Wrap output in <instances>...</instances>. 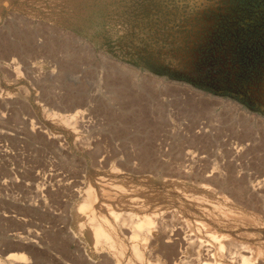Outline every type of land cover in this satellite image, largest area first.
I'll return each mask as SVG.
<instances>
[{"label": "rangeland", "instance_id": "rangeland-1", "mask_svg": "<svg viewBox=\"0 0 264 264\" xmlns=\"http://www.w3.org/2000/svg\"><path fill=\"white\" fill-rule=\"evenodd\" d=\"M118 263L264 264V0H0V264Z\"/></svg>", "mask_w": 264, "mask_h": 264}, {"label": "bare ground", "instance_id": "bare-ground-1", "mask_svg": "<svg viewBox=\"0 0 264 264\" xmlns=\"http://www.w3.org/2000/svg\"><path fill=\"white\" fill-rule=\"evenodd\" d=\"M67 117H68L67 119H70L72 121L76 120L75 122H77L78 121L77 117H79V115H78V112H77V113H74V114H69ZM164 185L165 186L167 185V180L166 179L164 180ZM87 192H86L87 195L85 196V199L83 200V202L81 204L80 203L78 204L79 207L77 208V210L74 213V218H75V221H76V223L78 225L77 229L79 228L78 231H80L82 233V235L86 238L87 244L92 249H98L99 246H104V245L109 246V247H113L115 244H114V241H113L114 239H113V237L111 235L110 230L107 229L106 223L100 221L99 218H97V216H96L97 213L95 215V210H96L95 208L96 207L94 206L95 205L94 202H95V198L96 197L94 196L93 192H91V191L90 192L87 191ZM162 196L164 197V195H162ZM166 197H164L165 199L160 200V202H156V201H154V199H148V200L145 201L144 205H145L146 208H155L153 212H155L156 210L161 211L162 209H164L163 204L165 203ZM159 199H160V197H159ZM159 203L162 204V205H160ZM98 208H99V211H100L101 207L99 206ZM216 214H217V212H216ZM101 215H100V217H101ZM139 216H140V218L142 220V223L148 225L149 226V230H152L150 228L152 226V222H151V219H150L151 216L148 213H145V212H143L142 215H139ZM154 233H155V231H154ZM136 242H138V241H136ZM136 244L134 246H136ZM143 245H144V243H143ZM138 247L136 246V248H138ZM140 254H141V252H140ZM138 256H139V252H138ZM19 258L20 259L21 258L24 259L25 257H19Z\"/></svg>", "mask_w": 264, "mask_h": 264}]
</instances>
